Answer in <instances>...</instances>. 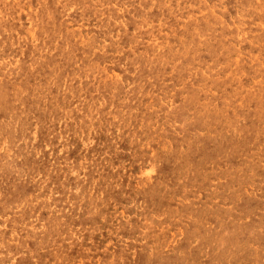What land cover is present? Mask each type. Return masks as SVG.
I'll return each instance as SVG.
<instances>
[{
    "label": "rangeland",
    "instance_id": "rangeland-1",
    "mask_svg": "<svg viewBox=\"0 0 264 264\" xmlns=\"http://www.w3.org/2000/svg\"><path fill=\"white\" fill-rule=\"evenodd\" d=\"M0 264H264V0H0Z\"/></svg>",
    "mask_w": 264,
    "mask_h": 264
},
{
    "label": "bare ground",
    "instance_id": "bare-ground-1",
    "mask_svg": "<svg viewBox=\"0 0 264 264\" xmlns=\"http://www.w3.org/2000/svg\"><path fill=\"white\" fill-rule=\"evenodd\" d=\"M86 1V0H85ZM10 3V2H9ZM15 3V2H14ZM25 3V2H24ZM113 3V2H112ZM5 7V6H4ZM137 7V6H136ZM91 8V7H90ZM4 9V8H3ZM38 9V8H37ZM101 9V8H100ZM22 10V9H21ZM77 11V10H76ZM99 11V10H98ZM173 11V10H172ZM32 12V11H31ZM129 12V11H128ZM89 13V12H88ZM199 14V13H198ZM4 15V14H3ZM101 15V14H100ZM35 16V15H34ZM195 17V16H194ZM35 19V18H34ZM188 20V19H187ZM157 21V20H156ZM96 22V21H95ZM173 22V21H172ZM61 23V22H60ZM133 24V23H132ZM151 24V23H150ZM84 25V24H83ZM97 26V25H96ZM141 26V25H140ZM138 27V26H137ZM174 27V26H173ZM253 27V26H252ZM192 28V27H191ZM171 32V31H170ZM243 32V31H242ZM96 34V33H95ZM184 36V35H183ZM80 41V40H79ZM91 41V40H90ZM157 41V40H156ZM66 42V41H65ZM143 42V41H142ZM238 42V41H237ZM157 45V44H156ZM68 46V45H67ZM158 46V45H157ZM37 47V46H36ZM69 48V47H68ZM73 50V49H72ZM162 53V52H161ZM18 56V55H17ZM28 56V55H27ZM160 58V57H159ZM144 60V59H143ZM41 62V61H40ZM4 63V62H3ZM245 63V62H244ZM171 64V63H170ZM50 65V64H49ZM131 65V64H130ZM62 70V69H61ZM80 70V69H79ZM96 70V69H95ZM151 70V69H150ZM51 72V71H50ZM6 73V72H5ZM15 73V72H14ZM106 73V72H105ZM30 74V73H29ZM69 74V73H68ZM205 74V73H204ZM61 75V74H60ZM74 76V75H73ZM126 81V80H125ZM149 81V80H148ZM173 82V81H172ZM179 82V81H178ZM181 82V81H180ZM179 82V83H180ZM257 83V82H256ZM214 87V86H213ZM153 89V88H152ZM170 89V88H169ZM163 90V89H162ZM201 90V89H200ZM61 91V90H60ZM171 91V90H170ZM208 93V92H207ZM102 94V93H101ZM144 95V94H143ZM218 95V94H217ZM210 96V95H209ZM96 97V96H95ZM173 97V96H172ZM130 98V97H129ZM218 98V97H217ZM253 101V100H252ZM140 102V101H139ZM199 102V101H198ZM170 103V102H169ZM220 103V102H219ZM80 106V105H79ZM123 108V107H122ZM131 110V109H130ZM137 112V111H136ZM100 113V112H99ZM94 114V113H93ZM119 114V113H118ZM132 114V113H131ZM180 114V113H179ZM216 116V115H215ZM133 118V116H132ZM172 118V117H171ZM142 119V118H140ZM125 121V120H124ZM159 121V120H158ZM210 121V120H209ZM148 126V125H147ZM200 129V127H199ZM130 130V129H129ZM201 130V129H200ZM131 131V130H130ZM148 131V130H147ZM171 131V130H169ZM146 133V132H145ZM170 133V132H169ZM153 135V134H152ZM135 138V137H134ZM138 138V137H137ZM150 138V137H149ZM139 141V140H138ZM131 143V142H130ZM146 145V144H145ZM128 146V145H127ZM174 146V145H173ZM135 147V146H134ZM155 148V147H154ZM89 149V148H88ZM132 155V154H131ZM149 159V158H148ZM233 160V159H232ZM118 162V161H117ZM165 164V163H164ZM115 168V167H114ZM207 168V167H206ZM208 169V168H207ZM190 171V170H189ZM126 178V177H125ZM126 181V180H125ZM191 183V182H190ZM191 185V184H190ZM95 189V188H94ZM130 190V189H129ZM79 192V191H78ZM176 193V192H175ZM105 196V195H104ZM147 199V198H146ZM220 201V200H219ZM94 203V202H93ZM165 203V202H164ZM161 204V203H160ZM173 204V203H172ZM161 206H163L161 204ZM111 207V206H110ZM77 208V207H76ZM102 209V208H101ZM141 212V211H140ZM120 216V215H119ZM175 216V215H174ZM211 217V216H210ZM157 219V218H156ZM115 221V220H114ZM243 236V235H242Z\"/></svg>",
    "mask_w": 264,
    "mask_h": 264
}]
</instances>
